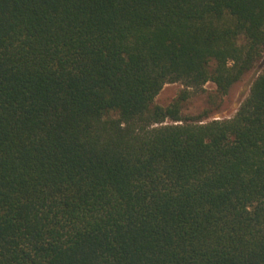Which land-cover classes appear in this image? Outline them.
<instances>
[{
  "label": "trees",
  "instance_id": "obj_1",
  "mask_svg": "<svg viewBox=\"0 0 264 264\" xmlns=\"http://www.w3.org/2000/svg\"><path fill=\"white\" fill-rule=\"evenodd\" d=\"M263 56L264 0H0V264H264V67L180 115Z\"/></svg>",
  "mask_w": 264,
  "mask_h": 264
},
{
  "label": "rangeland",
  "instance_id": "obj_2",
  "mask_svg": "<svg viewBox=\"0 0 264 264\" xmlns=\"http://www.w3.org/2000/svg\"><path fill=\"white\" fill-rule=\"evenodd\" d=\"M264 67V56L256 63L238 83H236L227 95L221 96L216 92L213 83L208 82L197 92L191 93L181 103L180 115L183 118L202 116L203 121L213 119H229L237 112L241 103L248 96L252 82ZM179 83L165 84L155 99V104L166 107L177 100L184 92Z\"/></svg>",
  "mask_w": 264,
  "mask_h": 264
}]
</instances>
